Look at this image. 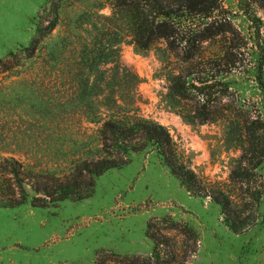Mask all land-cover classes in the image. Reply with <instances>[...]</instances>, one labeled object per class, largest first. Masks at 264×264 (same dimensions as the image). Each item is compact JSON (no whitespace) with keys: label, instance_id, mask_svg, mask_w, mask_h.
I'll list each match as a JSON object with an SVG mask.
<instances>
[{"label":"rangeland","instance_id":"obj_1","mask_svg":"<svg viewBox=\"0 0 264 264\" xmlns=\"http://www.w3.org/2000/svg\"><path fill=\"white\" fill-rule=\"evenodd\" d=\"M29 1L27 9L21 8L25 23L20 33L7 38V54L30 43L36 16L47 2ZM98 1L103 2L102 7L92 9ZM109 2L61 0L60 22L44 45L59 42L85 11L90 12L94 22L100 21V26L103 17L110 14ZM221 5L216 17L201 21L207 22L201 26L206 25L210 37L200 43L201 57L197 61H181L180 51L169 49L163 39L148 49H140L125 30L113 58L139 77L138 113L169 130L189 167L205 179L231 189L228 175L240 149L234 141L236 135L229 134L228 119L241 110L264 121V71H260V48L255 43L264 37V25L257 33V17L264 20V12L254 13L244 0H221ZM85 28L89 33L82 32L83 38L92 39L97 34L92 27ZM261 48L264 50V45ZM7 54L1 58L5 66ZM35 61L23 59L8 70L0 65V164L14 156L24 162L27 170L35 172L42 160L50 171L61 173L57 160L65 146L70 154L82 158L99 155L100 122L82 118L80 123L64 126L62 132L55 124L45 125L41 117L47 111L61 108L78 113L82 107L78 103L60 107L54 90L44 89L39 76L41 67ZM179 69L197 70L200 76L207 72L225 84L218 92L219 102L212 108L223 117L205 123L189 122L183 117L181 110L189 111L194 102L179 103L168 96V78ZM255 173L257 182L264 179V162ZM0 178L7 191V174L0 172ZM33 195L28 188L23 203L0 207V264H92L99 249L142 258L153 246L145 233L148 220L166 215L186 222L198 235L196 250L183 264H264V218L245 233L231 232L221 221L219 206L208 197L190 195L155 152L132 154L128 164L97 176L93 193L87 198L66 199L55 207L42 208L31 204ZM138 204L147 209L132 212L131 208ZM260 210L264 212V192ZM168 235L174 239V249L180 251L182 237L174 230H169ZM135 263L143 264L140 260Z\"/></svg>","mask_w":264,"mask_h":264},{"label":"trees","instance_id":"obj_2","mask_svg":"<svg viewBox=\"0 0 264 264\" xmlns=\"http://www.w3.org/2000/svg\"><path fill=\"white\" fill-rule=\"evenodd\" d=\"M244 1L252 6L254 13L257 10L264 12V0ZM60 2L47 0V5L36 16L30 43L9 52L7 66L0 58V65L8 70L16 67L20 60L35 58L41 67L39 76L44 89L54 90L58 105L78 103L82 107L78 113L61 108L56 112L47 111L41 117L44 124H55L62 128L58 129L62 132L64 126L80 123L82 118L90 123L100 122V153L89 159L70 154L67 146L61 148L63 152L57 160V165L63 169L61 173L50 171L42 160L37 170L31 172L22 160L7 157L0 164V172L7 174V191L2 187L4 180L0 178V207L23 203L28 196V188L34 192L31 204L42 208L55 207L66 199L78 201L87 198L93 193L97 176L110 168L128 164L132 154L155 152L190 195L208 197L219 206L221 221L231 232L245 233L263 220L260 202L264 179L257 182L255 171L264 162V121L241 110L235 112L234 118L228 116L229 134L236 135L234 141L240 149L228 175L232 188L228 189L224 183L211 182L188 166L164 125L138 113L139 77L113 58L125 30L140 49H148L156 40L163 39L169 49L180 51L181 61L191 63L199 60L200 43L210 37L204 28L206 25L201 26L207 22L201 21L216 17L222 9L221 0H110V14L103 17L100 26L97 25L100 21L94 22L88 15L90 12L85 11L74 20L59 42L44 45V40L60 22ZM102 4L98 1L91 7L97 10ZM257 20L259 33L264 20L260 17ZM86 25L97 32L92 39H85L81 34L89 33ZM255 43L260 48L258 55L263 68L264 50L261 47L264 37ZM101 64L111 65L101 69ZM262 68L261 72L264 71ZM214 76L207 72L206 76H200L197 70L179 69L168 78L171 100L194 102L189 111L181 110L189 122H213L224 116L212 110L219 102L218 92L225 85ZM71 139L68 141L72 142ZM142 207L147 209L146 205L138 204L131 211H140ZM169 230L182 237L180 251L174 249L175 242L168 235ZM145 233L153 244L148 256L140 258L111 249H99L92 264H136L139 260L143 264L151 261L183 264L198 244L196 231L170 215L150 218ZM169 245L170 249L164 248Z\"/></svg>","mask_w":264,"mask_h":264},{"label":"crops","instance_id":"obj_3","mask_svg":"<svg viewBox=\"0 0 264 264\" xmlns=\"http://www.w3.org/2000/svg\"><path fill=\"white\" fill-rule=\"evenodd\" d=\"M29 0H0V58L7 54V38L20 33L22 10L27 9Z\"/></svg>","mask_w":264,"mask_h":264}]
</instances>
